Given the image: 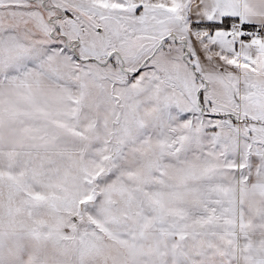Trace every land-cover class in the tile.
<instances>
[{"label":"snow or ice","instance_id":"1","mask_svg":"<svg viewBox=\"0 0 264 264\" xmlns=\"http://www.w3.org/2000/svg\"><path fill=\"white\" fill-rule=\"evenodd\" d=\"M0 264H264V0H0Z\"/></svg>","mask_w":264,"mask_h":264}]
</instances>
